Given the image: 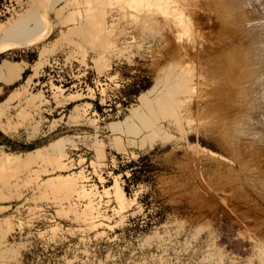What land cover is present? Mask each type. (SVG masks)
<instances>
[{
	"label": "rangeland",
	"instance_id": "374dc122",
	"mask_svg": "<svg viewBox=\"0 0 264 264\" xmlns=\"http://www.w3.org/2000/svg\"><path fill=\"white\" fill-rule=\"evenodd\" d=\"M255 4L0 0V65L25 64L0 91V264H264ZM154 148L172 175L144 209L113 171Z\"/></svg>",
	"mask_w": 264,
	"mask_h": 264
},
{
	"label": "trees",
	"instance_id": "16d2710c",
	"mask_svg": "<svg viewBox=\"0 0 264 264\" xmlns=\"http://www.w3.org/2000/svg\"><path fill=\"white\" fill-rule=\"evenodd\" d=\"M25 71L21 74V77H24ZM150 86V80L148 77H142L140 80L136 82H132L127 87L124 88L120 92L123 100H121V104L126 106L131 99H134L138 96L139 93L147 90ZM11 86H3V94L11 90ZM150 89V88H149ZM148 89V90H149ZM7 96V95H6ZM5 96V98H6ZM139 97V96H138ZM4 98V99H5ZM3 99V100H4ZM1 100L0 103L3 101ZM96 105V104H95ZM99 109L98 106H96ZM7 140L0 134V142ZM164 151L157 150L156 148L139 155L135 160H130L123 165H118V168L113 171L114 174H120V178L122 180V190L127 195L130 192V189L135 188L137 185H145L149 187V191L143 193L138 198V201L144 207V209L148 208L152 203L157 205L159 200L153 199V202L149 200L151 194H158L155 186L156 179L160 176H169L172 175V169L170 167L163 166L158 162H153L152 158L155 156L160 157ZM127 173V175H125ZM177 209V208H176ZM174 208H170L167 206H162L155 213V224L162 222L165 218V215L171 213V211L176 210ZM179 215H182L180 210Z\"/></svg>",
	"mask_w": 264,
	"mask_h": 264
},
{
	"label": "crops",
	"instance_id": "0c3cea01",
	"mask_svg": "<svg viewBox=\"0 0 264 264\" xmlns=\"http://www.w3.org/2000/svg\"><path fill=\"white\" fill-rule=\"evenodd\" d=\"M2 62V61H1ZM0 62V64H1ZM15 68L13 70V73H12V76L7 72V69L3 68L1 65H0V91H2V87L3 86H6L8 84H5L3 81L4 79H6L7 77H13L16 78L15 80H13L11 83L13 82H16L17 80H19L21 78V74L23 73L24 71V68H25V64L24 63H14ZM3 84V85H2Z\"/></svg>",
	"mask_w": 264,
	"mask_h": 264
},
{
	"label": "bare ground",
	"instance_id": "6f19581e",
	"mask_svg": "<svg viewBox=\"0 0 264 264\" xmlns=\"http://www.w3.org/2000/svg\"><path fill=\"white\" fill-rule=\"evenodd\" d=\"M254 1L256 2V4H257L258 6L261 7L260 9H262V13H263V15H264V0H254ZM256 4H255V5H256ZM230 10H231V9H230ZM263 25H264V23H263ZM263 27H264V26H263ZM253 35H256V34H253ZM253 35H252V36H253ZM251 41H252V40H251ZM259 43H260V42H259ZM251 44H252V43H251ZM261 45H262V43H261ZM261 45H260V47H261ZM252 46H253V45H252ZM249 49H250V48H249ZM254 49H255V48H254ZM255 50L257 51V49H255ZM250 51H251V50H250ZM256 51H255V52H256ZM258 51H259V49H258ZM258 51H257V52H258ZM255 52H254V54H255ZM262 52H263V51H262ZM257 57H258V59H259V54H258ZM261 57H262V56H261ZM260 60H262V59H260ZM262 63H263V62H262ZM261 65H262V64H260V66H261ZM261 68H262V67H261ZM261 68H260V69H261ZM262 88H263V87H262Z\"/></svg>",
	"mask_w": 264,
	"mask_h": 264
}]
</instances>
